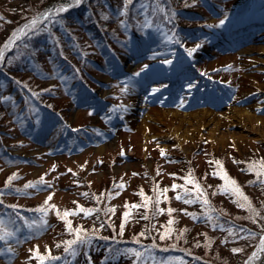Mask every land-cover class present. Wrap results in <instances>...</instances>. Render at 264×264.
<instances>
[{"label": "rangeland", "instance_id": "rangeland-1", "mask_svg": "<svg viewBox=\"0 0 264 264\" xmlns=\"http://www.w3.org/2000/svg\"><path fill=\"white\" fill-rule=\"evenodd\" d=\"M127 1L113 2L123 7ZM142 1L147 0H133L130 5L128 29L141 45L135 51L114 39L109 42L110 51L100 49L105 50L104 56L94 50L93 40L69 25L80 53L91 58L96 54L102 65L101 70L81 65V57L74 53L83 84L78 75L58 78L54 63L44 54L37 72L32 66L25 72L12 70L8 57L0 55L2 68L12 71L24 87L34 93L51 89L56 97L44 96L42 100L60 112L57 119L49 120L28 105L30 116L19 119L14 105L0 101V186L12 183L25 188L43 178L38 189L28 188L30 195L3 199L36 205L51 195L48 204L60 208L52 211V216L28 217L23 223L0 217V226L7 229L16 221L21 232L10 238L11 251L1 252L0 248V264H26L35 249L47 248L56 238L59 222L62 225L58 211L62 215L70 206H92L96 191L103 194L108 189L111 199L100 211L119 240L131 237L155 250H173L170 259L156 255L149 247L127 248L129 252L118 255L115 264H264V175L257 174L264 166V63L250 62L255 50H244L264 45V24L257 32L246 24L245 13L238 11L239 0H211V6L208 0H173L172 7L180 11L178 17H167L171 24L187 25L188 34L193 28L194 36L203 30L213 32L204 41L194 36L184 41L188 34L177 38L184 51L178 55L176 50H163L159 39L152 41L147 36H154L149 29L155 21L151 18L161 24L159 15L169 9L161 0L153 8ZM42 3L44 0H0V51L21 36L27 38L28 33L41 31L38 13L45 10ZM98 7L92 10L102 30L117 38L126 37V45H130L122 20L107 18ZM183 11H191L193 16L182 18ZM33 19L37 20L35 27L30 24ZM60 47L64 55L74 52L68 43L63 47L60 43ZM191 49L195 51L189 55ZM170 57L171 63L165 65ZM190 69L194 73L178 78L179 73ZM194 77L196 84L181 89L183 97L171 103L180 83ZM9 90V86H0V97ZM155 90L157 96L151 94ZM232 107L248 112L238 120L230 116ZM203 109L213 115H188ZM163 117L166 119H160ZM213 118L222 121H208ZM251 127L253 131H248ZM217 171L235 182L246 202L221 190L226 180L215 175ZM9 177L14 179L9 182ZM188 177L194 178L202 196L186 183ZM174 184L178 186L175 190ZM178 194L182 199H176ZM78 217L66 218L72 225L90 224V219ZM42 219L46 226L37 230L36 224ZM23 226L26 234H22ZM254 253L257 258H253ZM95 264L103 263L95 258Z\"/></svg>", "mask_w": 264, "mask_h": 264}, {"label": "trees", "instance_id": "trees-1", "mask_svg": "<svg viewBox=\"0 0 264 264\" xmlns=\"http://www.w3.org/2000/svg\"><path fill=\"white\" fill-rule=\"evenodd\" d=\"M113 1L114 0H81L79 4H76L75 0H44L41 8L44 7L45 10H41L42 12L38 13V16L39 18H41L42 22L41 31H38L36 33L30 32L28 33L30 35H28L27 38H22L23 36L19 37L18 40H15V42L13 41L11 47H8L7 50H1L0 55H5L8 57L12 64V70L25 72L32 66L37 72L39 70L38 68L41 67L40 62L42 61V55L44 54L43 56H46L47 59L51 60L54 63L55 66L53 67V70L58 78L61 79L68 76L75 78L78 75L79 82L82 83L76 68L75 61L77 60V57L74 53L77 52V55L81 57L80 59H78L81 65L93 66L97 70H101L102 65L100 64V61L95 59L96 54H94V58H91L86 54L83 56L80 53L79 49L75 45V35L73 34L74 32L72 33L70 31L74 30L73 28H69L70 24H72L77 30L82 32L84 36H87L89 39L93 40L95 42V46L97 47V49L94 50L101 53L102 55H104L105 50L103 49L101 52L100 49L106 48V50H109L111 48L109 42H114V39H118L120 44L124 45L123 47H128L129 49L141 46L140 41L136 37V34L133 33V35L130 29H128V24L132 21V19H130L132 18L130 10L133 0H131V2H129L128 0L123 7H118L116 4H114ZM172 1L173 0H161V3L166 5L169 11H164V14L159 15L162 18V20L160 21L161 24H158V20L151 18L152 21H155L153 22V25H150L151 27H149V29H153L152 31L155 38L150 33L147 34L149 40L153 41V39H159L161 41L163 49L166 48V51L174 48L175 46L179 50H181L182 48L179 42L180 40H178V42L176 40L179 37H183L184 34H188V27H186L187 25L183 26L182 28V26L173 25L168 21V16L178 17L177 12L180 11V8L177 9L172 7ZM157 2L159 1L147 0L143 2V5H149L153 8V5L160 4ZM238 4L247 6L248 9L251 10V13H258L262 15L261 18H264V0H239ZM96 5H99L103 8V13L106 12L109 16H107V18L119 17L122 20L121 24L125 26V29L127 30L126 34L129 35V38L131 40V42L129 43L130 45H126V37L121 38L118 36L117 38L115 37L116 34H106L105 31L102 30V27H100V25L96 21L95 12L92 10L94 6L96 8ZM207 5H212L211 0L207 1ZM61 7H64L67 10L64 12H59L58 9ZM100 7H98V9H100ZM120 8H122V10ZM183 13L184 14L180 15L182 16V18H187V15L193 16V14H191V11H183ZM155 24H158L159 26ZM182 29L184 31H182ZM193 31V28L189 30V34L186 38H184V41L188 40L187 38L190 36V34H192ZM60 43H62V47L63 43H68L69 49L74 52L64 55L61 51ZM12 46L14 47L12 48ZM23 64L26 65V68L25 66L24 68H22ZM60 84H64V81L60 82ZM5 85L9 86L10 90L5 93V95H1L0 101L2 103L4 102L3 105H5V102L14 105L16 107V114L19 116V119L30 116L28 105L37 108L46 119L53 120L57 119V117L59 116L60 112L58 110H53L52 108H50V106L45 104L44 100H42L44 96H47L48 98L56 97L53 95L54 92L51 89L41 90L34 93L33 90L24 87V84H22L16 78V76L13 75L12 71L5 68L3 69L0 65V86ZM23 88L26 89L24 90ZM56 89H58V87ZM29 183L36 185V187L34 188L38 189L37 182ZM11 184L0 186V201H2V203H0V217L9 216L13 220H18L19 223H23L25 218L33 216L44 218L54 215L52 211L55 210L54 212H56V210H60V208H56L53 203L49 205V200L47 203H45L44 201L36 205H21L13 204L10 201L7 202L3 199V197H12L14 195H30L27 192L29 189L26 188L25 185L23 186L25 188H22L17 187L18 185ZM110 186L112 189L115 188V184H113L114 187H112V185ZM110 191L111 189H108L106 190V192L104 191L103 194H100L97 190L95 194L96 196H92L94 200L92 206H70L66 211L75 212L76 214L71 215L72 217L79 216L78 218L81 220L90 219V224H86V226L85 223H83L82 225L84 226H80V224H75V222L73 223V225L70 223L71 230H69V228L66 227V224L69 223L67 221V218L71 216L69 215L67 218H62V215H60L59 217L62 225L57 219L61 228L59 229V231H57V236L52 241V244H49V246L45 249H35L31 253L30 258L26 260V264H40V260L36 255H34V253H38L39 256L45 257V259L43 260V264H73L75 261H79L81 264H95V258H98L99 262L103 264H115L116 262H118V255L129 252L127 248H138L139 250H145L144 248L146 247L152 249V252L155 251V254L159 255L162 258L169 257L171 259V256H173L172 249L157 248L155 250L153 247L149 246L148 243L137 242L136 239H133L131 237L125 238L126 240H119V236L111 232L110 228L107 227V222L109 223V221L105 220L100 211L102 210L101 208H107V201L108 199H111V197L108 196ZM111 204H109L108 207H110ZM79 209H83L84 211H79ZM18 222H13L12 227L7 229L0 226V235L5 232L12 233L11 236H7L5 237V239L0 240V248H2L1 252H5L6 250L11 249L10 246L12 243H10V238H15L18 233L21 234L20 229L17 227ZM77 229L81 230L80 235L84 237L85 242H77L76 244L72 245L71 248L68 249V251H65V248L67 247L66 242L74 240L76 238ZM22 231V234H26V229L24 226L22 227ZM248 235L251 236L250 234ZM158 250H161V252H158ZM49 256L58 257L59 259H47V257ZM134 264L139 263L134 262Z\"/></svg>", "mask_w": 264, "mask_h": 264}, {"label": "snow or ice", "instance_id": "snow-or-ice-1", "mask_svg": "<svg viewBox=\"0 0 264 264\" xmlns=\"http://www.w3.org/2000/svg\"><path fill=\"white\" fill-rule=\"evenodd\" d=\"M80 2H81V0H75V3H76V4H79ZM129 2H131V0H129ZM66 10H67V9H65L64 7H61V8L58 9L59 12H64V11H66ZM220 23L222 24L223 21H221ZM30 24H31L32 27H35V25L37 24V20L33 19V20L30 22ZM21 31L23 32V29H21ZM177 42H178V41H177ZM197 47H199V45H197ZM194 51H195V49H191V50L189 51V55H191V52H194ZM165 63H171V61H165ZM145 67H147V66H145ZM137 75H138V73H137ZM162 154H163V153H162ZM215 163L219 166V161H216ZM220 167L222 168V166H220ZM253 167H255V166L253 165ZM214 174H215V175H221V178L226 180L225 185H222V186H221V190H222V191L227 192V193H229V194L236 195V196H238L240 199L244 200L245 202L247 201V198L243 196V194L240 192V189L235 185V182H234V181L228 180L227 177H226V175H223L221 171H217V172L214 173ZM257 174H258V175H264V166H261V169L258 171ZM12 179H14V177H9V182H11ZM262 182H264V181H262ZM37 183L42 184V183H43V178H41V180L38 181ZM186 183L192 184V185L194 186L195 190H196L201 196L203 195V193L201 192V190H200V188H199V185L196 184L194 178H192V177H188V178L186 179ZM25 187H26V188H34V187H36V185H34V184H32V183H29V184L25 185ZM121 187H122V185H121ZM177 187H178V186L175 185V184L172 186V188H173L174 190H175ZM166 191H167V189H164V192H166ZM51 198H52V197H51V195H50V196L47 198V200H51ZM176 199H182V197L178 194V195L176 196ZM47 200L45 201V203H47ZM184 202H185V203H190L191 201H189V200H185ZM0 203H2V201H0ZM156 203L158 204V203H159V200H157ZM205 203H207V201H205ZM239 206L244 207L245 204H239ZM248 206L250 207V205H248ZM53 207H54V206H53ZM133 207H136V205H134ZM79 211H84V210H83V209H79ZM160 211H162V210H160ZM172 211H173L172 209H168V212H169V213H171ZM75 214H76L75 212H67V211H66V212H63V214H62V218H66V217H68L69 215H75ZM85 214H87V213H85ZM57 215H61V214H60V213H57ZM125 215H127V214H125ZM33 223H35V222H33ZM33 223H30L28 226H29V227H32V226H33ZM169 223H172V221H169ZM45 226H46V221H44L43 219H42L38 224H36V228H37V230L43 229ZM66 227H68L69 230H71L70 222L66 224ZM76 232H77V236H76V238H75L74 240H71V241L66 242L67 247L65 248V251H68V249L71 248V246L74 245V244H76L77 242H80V243L85 242L84 237H83L82 235H80L81 230L77 229ZM11 235H12L11 232H5V233H3L2 235H0V240H3V239H5V237H7V236H11ZM161 238L163 239L164 237L162 236ZM261 245H262V247H261V251H264V237L261 238ZM9 251H11V249H9ZM233 251H234V252H238V251H240V249H233ZM34 255H36V256L38 257V259L40 260V264H43V260L45 259V257H43V256H39L38 253H34ZM253 258H257L255 253L253 254ZM47 259H59V258H58V257H51V256H49V257H47ZM250 259H251V258H250ZM246 264H247V262H246Z\"/></svg>", "mask_w": 264, "mask_h": 264}, {"label": "bare ground", "instance_id": "bare-ground-1", "mask_svg": "<svg viewBox=\"0 0 264 264\" xmlns=\"http://www.w3.org/2000/svg\"><path fill=\"white\" fill-rule=\"evenodd\" d=\"M245 51L247 50L248 52H250V51H254L253 52V54L252 55H250V56H252V58L253 59H251L252 61H250V62H256V63H258V62H260V63H264V45H261V46H258V47H248V48H246V49H244ZM250 63H248V65H249ZM258 66V65H257ZM256 66H254L253 68H255ZM252 69V68H251ZM246 75H247V73H245ZM232 109H233V113L230 115V116H235V117H237V119L238 120H242L243 119V116H244V114L245 113H247L248 111L245 109V108H237V107H232ZM235 109V110H234ZM154 110H156V109H154ZM159 110V109H158ZM163 113H166V114H168V113H170L171 112V114H175V115H178L179 113L177 112V111H174V110H168V111H166V110H161ZM235 111V112H234ZM197 113H204V114H207V115H213V113L211 112V111H208V110H205V109H203V110H198V111H195V112H191V113H189L188 115H193V114H197ZM102 114H103V112H102ZM148 118V117H147ZM160 119H166L165 117H163V118H160ZM180 120L182 121L183 119L182 118H180ZM147 121V120H146ZM209 122H212V123H214L215 122V124L216 123H219L220 121H222L221 119H209L208 120ZM159 122V121H158ZM145 124H147V122H145ZM144 124V125H145ZM248 131H253L252 130V127L251 128H248ZM241 136H244L242 133H241Z\"/></svg>", "mask_w": 264, "mask_h": 264}]
</instances>
